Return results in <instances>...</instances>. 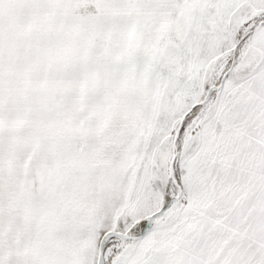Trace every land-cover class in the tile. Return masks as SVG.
Instances as JSON below:
<instances>
[{
	"label": "rangeland",
	"instance_id": "374dc122",
	"mask_svg": "<svg viewBox=\"0 0 264 264\" xmlns=\"http://www.w3.org/2000/svg\"><path fill=\"white\" fill-rule=\"evenodd\" d=\"M263 21L264 0H0V264H98L178 194L104 264H264Z\"/></svg>",
	"mask_w": 264,
	"mask_h": 264
},
{
	"label": "water",
	"instance_id": "95a60500",
	"mask_svg": "<svg viewBox=\"0 0 264 264\" xmlns=\"http://www.w3.org/2000/svg\"><path fill=\"white\" fill-rule=\"evenodd\" d=\"M262 24H264V21L258 26L257 29L252 30V31H256V30L260 29V28L262 27ZM233 53H234V52H233ZM233 64H234V62H232V64H231V68H233ZM212 89H214V88H210V89L208 90V92H207V98L205 99L204 102H206V101L209 99V94H210V92H211ZM204 102H203V103H204ZM201 104H202V102L199 103V104H197V105H201ZM194 107H195V106H193V108H194ZM193 108H191V110H190L188 113H186V114L184 115V117L182 118V120H181V122H180V124H179V126H178V130H177V132H176L175 141H176L177 138L179 137V134H180V131H181V128H182V124H183V121H184L186 115H188V114L193 110ZM177 153H178V152H177V148H176V146H174V155H173V160H172V162H171V166H170V169H169V178H170V180H171L172 182H174V184L176 185V187L180 190V187L177 186V184H176L175 181H174V173H173V163H174V160H175V158H176V156H177ZM178 198H179V194H178V196H177L176 198H173V199L168 200V201L163 205V207H162L159 211H157V212H155L154 214H152V215L148 218V220L146 221L143 230H142L139 234H137V235H132V236H131V235H123V234H120V233H117V232H108V233H106V234L103 236V238H102V240H101V242H100V244H99V250H98V256H99V259H98V264H104L103 245H104L105 239H106L108 236H116V237L120 238V239L123 240V241H138V240H140V239H141V238L147 233V231L149 230V227L151 226V224H152V222H153V219H154L156 216L162 215L164 212H166V210H168V208L171 206V204H172L175 200H177Z\"/></svg>",
	"mask_w": 264,
	"mask_h": 264
},
{
	"label": "bare ground",
	"instance_id": "6f19581e",
	"mask_svg": "<svg viewBox=\"0 0 264 264\" xmlns=\"http://www.w3.org/2000/svg\"><path fill=\"white\" fill-rule=\"evenodd\" d=\"M170 198L166 197L165 201H168ZM141 227V226H140ZM142 231V228L137 227L136 230L133 232V235H137Z\"/></svg>",
	"mask_w": 264,
	"mask_h": 264
}]
</instances>
